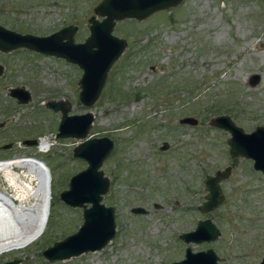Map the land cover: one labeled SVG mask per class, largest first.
I'll return each instance as SVG.
<instances>
[{"label": "rangeland", "instance_id": "1", "mask_svg": "<svg viewBox=\"0 0 264 264\" xmlns=\"http://www.w3.org/2000/svg\"><path fill=\"white\" fill-rule=\"evenodd\" d=\"M98 0H0V23L20 32L47 34L77 25L75 40L88 34L87 18ZM113 33L127 46L112 64L99 97L90 106L78 100L81 68L54 55L25 48L0 51V160L33 155L49 168L51 207L46 227L23 247L0 252V262L17 264H168L184 248L212 246L219 264H261L264 255V173L252 160L228 153L229 132L209 123L226 113L244 130L264 125V0H183L143 20H118ZM260 81L251 86L249 75ZM23 85L31 99L19 103L9 87ZM68 99L69 113L92 111L88 136L108 135L115 147L102 163L112 176L103 195L115 206L116 231L101 249L68 259L47 260L42 249L76 230L82 208L59 198L71 174L86 162L72 156L79 138H56L60 112L48 99ZM192 115L196 124L181 123ZM36 138L26 145L23 138ZM50 145L41 149V141ZM166 149L159 148L161 142ZM234 162L220 181L224 201L203 212V177ZM31 188L37 177L15 167ZM0 189L16 198L19 187L0 172ZM28 205L35 200L27 195ZM156 203L155 206L153 203ZM89 205V203H87ZM142 205L147 213H133ZM206 216L220 228L212 242H184L179 233Z\"/></svg>", "mask_w": 264, "mask_h": 264}, {"label": "water", "instance_id": "2", "mask_svg": "<svg viewBox=\"0 0 264 264\" xmlns=\"http://www.w3.org/2000/svg\"><path fill=\"white\" fill-rule=\"evenodd\" d=\"M182 1L98 0L93 6V13L87 18L89 32L82 41L75 40L77 25L74 23L64 24L50 33L41 35L20 32L0 23V51L10 52L25 48L75 63L82 70L77 80L78 100L90 106L99 97L110 67L121 56L128 43L126 38L113 33L115 23L125 18L143 20L158 10L176 6ZM4 68L0 63V75ZM260 79V73L253 72L249 75L247 83L253 86ZM9 94L19 103H26L31 99L30 90L23 85L9 87ZM45 106L60 112L56 138L82 139L72 148V156L86 162L85 167L69 176L67 187L59 192V198L65 204L82 208L81 223L76 230L42 249V255L47 260L68 259L87 251L101 249L115 234L114 207L102 201L109 187V178L101 168L114 147V140L108 135L88 136L94 114L89 110L83 113H69L71 103L68 99H48ZM179 122L196 124L197 118L185 115L179 118ZM209 123L229 132L227 143L231 157L242 156L251 159L253 169L264 173V125H256L246 131L226 113L213 115ZM21 142L31 145L36 144L37 139L26 137ZM11 144L12 141H9L0 147L6 148ZM167 145L168 143L163 141L160 147L164 149ZM27 156L44 163L36 156ZM233 166L234 162L204 175L203 185L206 193L204 199L197 204L198 210H214L224 201L225 194L220 181L228 177ZM131 211L146 212V209L135 205L131 207ZM219 235L220 228L211 217L206 216L199 218L192 229L182 231L179 237L186 243H200L212 242ZM218 259L219 256L212 246L194 250L190 245H186L183 257L168 264H219ZM20 260L12 258L1 261L0 264H17ZM260 262L264 264V255Z\"/></svg>", "mask_w": 264, "mask_h": 264}, {"label": "bare ground", "instance_id": "3", "mask_svg": "<svg viewBox=\"0 0 264 264\" xmlns=\"http://www.w3.org/2000/svg\"><path fill=\"white\" fill-rule=\"evenodd\" d=\"M41 149L50 145L48 139L40 143ZM22 168L25 173L37 177V185L29 187L15 170ZM0 172H4L10 183L19 187L15 197L0 189V252L18 248L36 240L44 231L51 203V176L47 165L32 157L21 156L0 160ZM30 195L34 202L26 204L24 198ZM40 238V237H39Z\"/></svg>", "mask_w": 264, "mask_h": 264}, {"label": "flooded vegetation", "instance_id": "4", "mask_svg": "<svg viewBox=\"0 0 264 264\" xmlns=\"http://www.w3.org/2000/svg\"><path fill=\"white\" fill-rule=\"evenodd\" d=\"M111 138H112V137H111ZM112 139H113V138H112ZM113 140H114V139H113ZM163 141H165V140H163ZM163 141L161 142L160 146L163 144ZM166 142H167V141H166ZM115 145H116V143H115V140H114V147H115ZM160 146H159V148H160L161 150H163ZM114 147H113V149H114ZM167 147H168V145H167ZM167 147H166V148H167ZM166 148H164V149H166ZM113 149H112V151H113ZM112 151H111V152H112ZM217 169H218V168H217ZM215 170H216V169H215ZM105 175H106V174H105ZM107 176H108V175H107ZM108 178H109V187H108V190H109L111 184L113 183V182H112V179H113V178H112V176H111V177L108 176ZM108 190H107V192H108ZM107 192H106V193H107ZM105 204H106V205H112V204H108V203H105ZM153 204H154L155 206H157L155 202H154ZM112 206L114 207V213H115V206H114V205H112ZM132 206H135V205H132ZM132 206H130V208H129L130 211H131V207H132ZM140 206H142V205H140ZM142 207H144V206H142ZM196 207H197V205H196ZM144 208H145V207H144ZM145 209H146V208H145ZM147 211H148V210L146 209V212H133V211H131V212H133V213H147ZM179 234H180V233H179Z\"/></svg>", "mask_w": 264, "mask_h": 264}]
</instances>
